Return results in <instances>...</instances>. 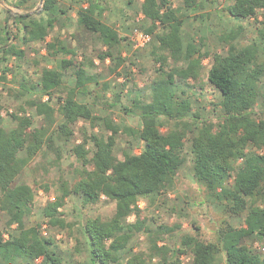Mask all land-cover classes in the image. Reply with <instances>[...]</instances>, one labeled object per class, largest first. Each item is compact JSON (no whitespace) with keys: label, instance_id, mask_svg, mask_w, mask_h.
<instances>
[{"label":"trees","instance_id":"16d2710c","mask_svg":"<svg viewBox=\"0 0 264 264\" xmlns=\"http://www.w3.org/2000/svg\"><path fill=\"white\" fill-rule=\"evenodd\" d=\"M203 1L210 0H181L185 9L193 11L202 8ZM55 8V0L44 1L40 13L52 15L49 20L36 19L30 14L14 16L18 24H23L25 43L45 41L56 23L57 14L65 13ZM98 8L94 0H89L88 7L79 13L78 24L105 44L107 50L99 56L105 61L113 56L111 50L125 38L102 21L103 12ZM141 11L150 22L144 32L154 36L168 55L155 58L161 64L159 71L163 72L168 58L176 64L169 72H164V78L152 82L149 102H134L142 127L137 131L131 128L124 131L138 137L144 145L143 150L140 155H126L120 160L114 154L113 136L104 139L92 135V151L86 149L88 142L84 140L73 149L81 163L77 181L73 185L62 182L61 196L47 203L44 217L51 227H63L64 214L59 210L65 206L66 198L79 195L84 205H95L105 197L116 204L114 216L106 221L90 220L85 225L92 264H148L144 254L122 262L118 253L126 248L135 233L149 235L138 204L155 193L171 189L184 163L186 141L190 140L194 178L205 186L210 197L223 205L226 214L244 216L245 224L240 228L220 229L213 243L184 236L182 244L190 248L193 264H217L219 255L224 256L225 264H264V254L244 244L247 239L255 238L264 245V101L257 110L264 62L259 58V46L253 43L239 47L234 42V34L224 39L227 52L211 57L207 75L208 82L222 95L217 120L199 122L196 114L189 120L191 105L186 99L177 97L174 89L178 80H197L203 69L202 61L209 55L202 54L192 43L184 45V16L171 0H143ZM226 12L234 19L253 18L261 12L264 23V0H234ZM160 29L162 32L157 34ZM5 35V40L0 39V52L22 57L23 52L9 45L10 34ZM262 37L264 39V34ZM49 49L55 54H72L58 40ZM117 61L120 67L125 60L117 57ZM63 64L66 68L70 62L63 61ZM75 75L76 86L57 111L62 117L59 124H56V110L50 102L63 80L62 74L54 69H44L38 84L43 95L50 97L49 102L28 103L38 116H43L45 126L33 128L31 118L18 115H11L17 124L12 130L8 131L0 122V213L7 217L5 227L9 235L5 239L0 233V264H36L40 259L41 264H63L53 251L55 238L43 236L40 226L27 227L26 218L32 213L34 192L15 182L44 149H54L56 140L69 141L74 135L71 127L77 122L100 120L88 104L77 99L78 90L85 89L95 79L87 73L83 63L79 64ZM106 126L114 135L119 133L112 123ZM195 126L198 133L189 139ZM164 127H168L165 133L161 131ZM249 146L259 152L246 153ZM239 161L241 164L235 167ZM231 178L234 182L228 188L226 184ZM133 211L136 221L126 231L123 220ZM14 225L15 232H10ZM157 242L153 240L151 250L164 256L167 249L159 247ZM162 264L169 262L164 260Z\"/></svg>","mask_w":264,"mask_h":264},{"label":"rangeland","instance_id":"374dc122","mask_svg":"<svg viewBox=\"0 0 264 264\" xmlns=\"http://www.w3.org/2000/svg\"><path fill=\"white\" fill-rule=\"evenodd\" d=\"M1 1L3 5L0 4V39L5 40V33H9V45L23 52L22 57L0 52V122L5 129L9 131L17 125L11 115L31 118L33 128L46 125L43 116H38L36 109L28 105L37 100L43 102L50 100L48 95H43L38 86L44 69L51 68L62 74V85L53 93L50 102L56 110V124L62 122V117L57 112L59 105L76 86L75 71L79 64L83 63L87 73L95 79L85 89L78 90L77 99L88 104L93 115L100 120L94 123L77 122L71 127L74 135L69 141L56 140L54 149L51 151L44 149L15 182L16 185L30 187L34 192L32 213L26 218L27 227L40 226L43 236L55 238L53 251L62 259L63 264H92L91 246L85 225L90 220L111 219L116 210L115 202L102 197L95 205H84L81 196L71 195L66 198L65 206L59 210L64 214L66 227H51L44 217L43 209L48 202L61 196L62 182L73 185L77 181L81 163L73 149L86 140L88 142L86 149L92 151L94 148L90 141L92 135L104 139L113 136L114 154L120 160L126 155L141 154L143 143L138 137L124 131L125 128L137 131L142 127L141 120L136 115L138 111L134 102H149L152 82L164 78V72H169L176 64L168 58L162 67L163 72L159 71L161 64L155 58L168 55L161 50L154 36L144 32L150 22L141 11L143 0H94V3L98 4V10L103 12L102 21L125 38L117 48L111 50L113 56L105 61L99 58L102 52L107 50L105 44L78 24L79 13L88 7L89 0H55V10L63 9L65 13L57 14L55 29L48 35L49 42L54 37L61 38L63 46L72 54H55L50 49L48 51L47 41L28 43L23 41L25 35L23 24H18L12 13L30 14L36 19L49 20L52 15L40 13L45 0ZM233 1H203V7L193 11L185 9L181 0H171L173 6L181 9L184 16L182 28L184 45L192 43L202 54L209 55L202 61L203 69L197 80L186 82L178 80L174 89L177 97L186 99L191 105L189 120H193L194 114L198 116L199 122L217 120L222 95L208 82L207 75L212 64L211 57L215 53L227 52L228 47L224 40L227 36L236 35L234 42L239 47L257 44L260 61L264 62L262 37L264 23L261 12L253 18L234 19L226 12V8ZM161 32L160 29L156 33ZM140 35L151 37V42L144 48H137V38ZM117 57L125 60L120 67ZM63 61L70 62V65L64 68ZM263 101L264 76L260 83L257 110L261 109ZM109 122L119 130L117 135L107 128ZM196 127L189 134V139L197 135ZM167 130L168 127L161 129L164 133ZM256 152L259 151L253 146L246 150L249 154ZM91 156L92 152L89 157ZM184 157V163L176 174L171 189L141 200L144 204L141 215L150 232L149 235L142 232L133 235L126 248L118 253L122 262H126L134 255L144 254L148 264H162L164 260L169 264H193L190 248L182 244L184 236H193L213 243L217 241L220 229L227 226L240 228L245 225L244 216L226 214L223 205L210 197L205 186L194 178V155L191 152L190 140L186 141ZM240 164L241 161L235 163V167ZM233 182V178L229 179L226 187L231 188ZM0 217L2 219L0 233L8 239L5 227L7 217L3 213H0ZM135 221L136 213L133 211L123 220L124 229L127 231L128 226ZM15 230L16 225L10 232ZM155 239L158 240L159 247L167 249L164 256L151 250ZM244 244L264 254V245L259 240L250 238ZM216 261L217 264H225L223 255H219ZM41 262L40 259L35 263Z\"/></svg>","mask_w":264,"mask_h":264},{"label":"built area","instance_id":"2783aa9c","mask_svg":"<svg viewBox=\"0 0 264 264\" xmlns=\"http://www.w3.org/2000/svg\"><path fill=\"white\" fill-rule=\"evenodd\" d=\"M151 42V37L149 35H140L138 38H137V48H144L146 47L149 43ZM143 202L140 201L139 204H138V207L140 209H143Z\"/></svg>","mask_w":264,"mask_h":264},{"label":"crops","instance_id":"0c3cea01","mask_svg":"<svg viewBox=\"0 0 264 264\" xmlns=\"http://www.w3.org/2000/svg\"><path fill=\"white\" fill-rule=\"evenodd\" d=\"M0 1H1V0H0ZM0 4H2V1L0 2ZM2 5H3V4H2ZM12 14H14V16L21 15V14L18 13V12H14V13H12ZM56 23H57V22H56ZM56 23H55L53 29H55ZM53 29H52V30H53ZM49 40H50V39H49L48 37H47L46 40H45V41L48 42V43H47V46H48V47H49L50 45L54 44V42H55L56 40H58V42H61V44L64 45L63 42H62L63 40H61V38L54 37L53 40H52L51 42H49ZM55 44H56V43H55ZM64 47H65V46H64ZM65 48H66V50H67L68 52L72 53L70 50L67 49V47H65ZM52 51H54V50H52ZM52 54H53V53H51V55H52ZM48 55H49V54H48ZM60 62H62V61H60ZM49 69H51V68H49ZM58 72H59V71H58Z\"/></svg>","mask_w":264,"mask_h":264},{"label":"water","instance_id":"95a60500","mask_svg":"<svg viewBox=\"0 0 264 264\" xmlns=\"http://www.w3.org/2000/svg\"><path fill=\"white\" fill-rule=\"evenodd\" d=\"M42 2L44 1V0H41Z\"/></svg>","mask_w":264,"mask_h":264}]
</instances>
